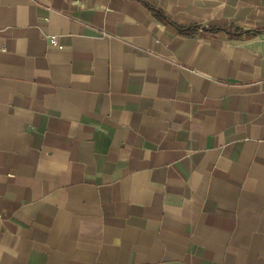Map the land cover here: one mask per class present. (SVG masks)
<instances>
[{"label":"crops","instance_id":"obj_1","mask_svg":"<svg viewBox=\"0 0 264 264\" xmlns=\"http://www.w3.org/2000/svg\"><path fill=\"white\" fill-rule=\"evenodd\" d=\"M249 29L264 0H0V264H264Z\"/></svg>","mask_w":264,"mask_h":264},{"label":"trees","instance_id":"obj_2","mask_svg":"<svg viewBox=\"0 0 264 264\" xmlns=\"http://www.w3.org/2000/svg\"><path fill=\"white\" fill-rule=\"evenodd\" d=\"M193 28L189 29V30H192ZM195 30H197V28H195ZM206 32L208 31V29H204ZM244 29L239 27V26H236V25H230V26H227L225 28H213L211 29V33H219L221 31H225V32H228L232 37H237L239 32H242ZM262 30V29H261ZM249 35H254V33L252 34H249Z\"/></svg>","mask_w":264,"mask_h":264},{"label":"water","instance_id":"obj_3","mask_svg":"<svg viewBox=\"0 0 264 264\" xmlns=\"http://www.w3.org/2000/svg\"><path fill=\"white\" fill-rule=\"evenodd\" d=\"M245 33H264V30L249 29V30H246Z\"/></svg>","mask_w":264,"mask_h":264},{"label":"built area","instance_id":"obj_4","mask_svg":"<svg viewBox=\"0 0 264 264\" xmlns=\"http://www.w3.org/2000/svg\"><path fill=\"white\" fill-rule=\"evenodd\" d=\"M50 42H51V44H53V45H57L58 42H57V38H56V36H51V37H50Z\"/></svg>","mask_w":264,"mask_h":264}]
</instances>
